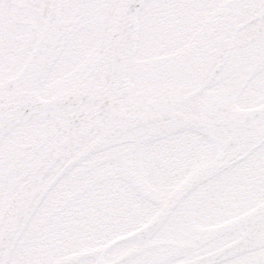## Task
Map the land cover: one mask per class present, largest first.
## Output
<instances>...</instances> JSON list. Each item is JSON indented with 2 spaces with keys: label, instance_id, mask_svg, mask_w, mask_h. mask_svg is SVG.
<instances>
[{
  "label": "snow or ice",
  "instance_id": "6c2138e0",
  "mask_svg": "<svg viewBox=\"0 0 264 264\" xmlns=\"http://www.w3.org/2000/svg\"><path fill=\"white\" fill-rule=\"evenodd\" d=\"M0 264H264V0H0Z\"/></svg>",
  "mask_w": 264,
  "mask_h": 264
}]
</instances>
